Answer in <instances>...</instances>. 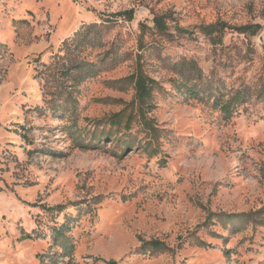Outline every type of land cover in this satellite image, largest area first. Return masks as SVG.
<instances>
[{
  "label": "rangeland",
  "instance_id": "1",
  "mask_svg": "<svg viewBox=\"0 0 264 264\" xmlns=\"http://www.w3.org/2000/svg\"><path fill=\"white\" fill-rule=\"evenodd\" d=\"M127 10L130 21L114 16ZM91 24L103 46L80 55L98 74L76 86L74 124L71 109L50 111L44 91L58 87L36 70ZM212 24L227 26L221 43L203 34ZM111 48L117 59L98 62ZM137 54L158 83L152 148L136 122L106 121L133 98L108 83ZM183 60L227 91L247 88L246 103L224 119L189 99L171 83ZM263 79L264 0H0V264H264Z\"/></svg>",
  "mask_w": 264,
  "mask_h": 264
},
{
  "label": "trees",
  "instance_id": "2",
  "mask_svg": "<svg viewBox=\"0 0 264 264\" xmlns=\"http://www.w3.org/2000/svg\"><path fill=\"white\" fill-rule=\"evenodd\" d=\"M114 16H124L126 20L130 21L133 18L132 10H127L114 14ZM113 17V16H112ZM166 16H154L153 25L154 30L160 34H168V26L165 21ZM109 20H103L104 23H109ZM227 26L222 24H212L202 28L203 34L209 37L212 44L221 43L220 38L216 39L213 36L217 33L223 34ZM97 26L91 24L85 29L76 32L74 37L67 39L62 43L59 53H64L63 56L58 55L61 60L60 63L52 62L50 65H42V70H36L38 75L36 77L43 76L44 74L51 73L52 82L44 83V88L47 84H56L57 89L52 92L49 90L44 91V96L47 102V98L50 96L47 104L50 111L54 115H68L65 112L71 109V115H68L69 121L75 124L74 114L77 113V100L75 94H79V89L76 86L81 85L87 78H94L98 74L96 64L91 62L85 57L81 58V54L85 51L92 50L95 47H102L103 44L97 40ZM258 26H245L238 28L241 33H250L255 35ZM143 35L140 36L138 46L143 48ZM71 53V54H70ZM74 53L76 56L74 57ZM90 54L87 57L91 56ZM98 62L104 63L107 60H116L113 49H108L103 53H99ZM141 54H137L134 60V69L126 77L110 81L111 89L120 92L133 91V98L125 108L115 114H112L108 120L109 124L115 127H123L125 131L130 130L132 124H136L141 128V132L145 136V148H152L159 142V135L154 122L149 118V114L155 108L154 98L158 89V83L148 75L143 63ZM174 74L179 77V80H171L173 86L178 90H183L191 100H198L201 102H211L212 107L217 109L224 119H230L235 112L246 103L250 93L245 87L239 89L230 88L228 91L225 87H222L220 83L214 81V79L205 76L197 63L193 60H183L173 66ZM68 81H75V84H68ZM260 82V80H259ZM112 85V86H111ZM47 89V88H46ZM255 97L264 100V79L261 80L260 85L255 91ZM89 146V145H87ZM134 144H128L127 148H133ZM155 153V152H154ZM247 219V222L251 219L247 215L238 216ZM229 217L226 216V219ZM237 216L230 218L232 220ZM227 223V224H228ZM61 234L62 229L58 230ZM150 247L154 249H162L163 245L159 242H149ZM196 246L208 247L204 241L196 239ZM109 264H116L110 262Z\"/></svg>",
  "mask_w": 264,
  "mask_h": 264
}]
</instances>
